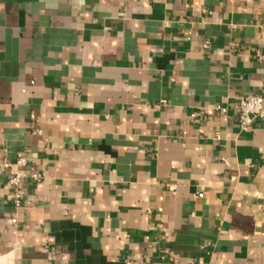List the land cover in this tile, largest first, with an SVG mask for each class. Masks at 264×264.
I'll return each mask as SVG.
<instances>
[{"label":"crops","instance_id":"obj_1","mask_svg":"<svg viewBox=\"0 0 264 264\" xmlns=\"http://www.w3.org/2000/svg\"><path fill=\"white\" fill-rule=\"evenodd\" d=\"M255 94L264 0H0V264H264Z\"/></svg>","mask_w":264,"mask_h":264},{"label":"built area","instance_id":"obj_2","mask_svg":"<svg viewBox=\"0 0 264 264\" xmlns=\"http://www.w3.org/2000/svg\"><path fill=\"white\" fill-rule=\"evenodd\" d=\"M236 110L238 113L239 126L242 130H248L252 125L253 120L264 119V98L261 95H246L240 96L236 101ZM223 112L226 109H222ZM28 164V159L25 157H19L14 166L17 168H24ZM10 164L3 162L0 164L2 170L8 168ZM29 178L35 182H39L42 179V175L38 173L28 174ZM25 177L24 174L16 172L14 175L7 179V185L13 190V207L18 208L21 206L23 200V190L21 188L22 179Z\"/></svg>","mask_w":264,"mask_h":264}]
</instances>
